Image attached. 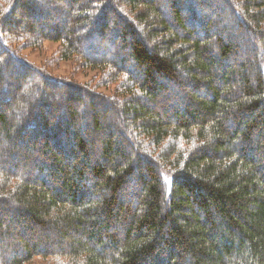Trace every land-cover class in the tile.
I'll return each mask as SVG.
<instances>
[{
  "label": "trees",
  "instance_id": "1",
  "mask_svg": "<svg viewBox=\"0 0 264 264\" xmlns=\"http://www.w3.org/2000/svg\"><path fill=\"white\" fill-rule=\"evenodd\" d=\"M54 1L0 0V264H264V0Z\"/></svg>",
  "mask_w": 264,
  "mask_h": 264
},
{
  "label": "rangeland",
  "instance_id": "2",
  "mask_svg": "<svg viewBox=\"0 0 264 264\" xmlns=\"http://www.w3.org/2000/svg\"><path fill=\"white\" fill-rule=\"evenodd\" d=\"M36 1L44 2V0H36ZM159 1L160 0H155V3L157 4V3H159ZM210 1L212 4H217L218 2H220V0H210ZM54 2H56L54 5H59L60 7H67L65 5L68 4V0H66V1L65 0L54 1ZM232 2L234 3L233 0H232ZM95 5L99 6L98 3H96ZM119 6H120L119 9L120 10L122 9L124 14L127 15L128 8L121 5L120 3H119ZM46 8L50 11L49 6ZM101 10L102 9L100 6L98 9V13ZM4 11L5 10L0 12V21H1V18L4 16L3 15ZM238 11L240 12L239 9H238ZM43 13H45V11ZM106 18L110 22L109 28L113 27L114 23H111L112 21H114L113 15L110 12H108V13H106ZM255 41L256 40L252 41V43L253 42L256 43ZM25 44H27V45H25ZM24 45L25 46L23 48L19 49V51H18L24 57V60L30 62L31 65L38 67L42 71H45L46 73L51 74L53 77H60L65 81H71L72 80L75 83H83V84H85L86 82L95 83L98 81V79L100 77V75H99L100 70L98 68L97 69L86 68L84 65H82L83 63L81 64L80 60H79V62L74 60V59L67 60V61L60 60V58L58 57V53H59V48H60L61 42H59V41L52 40V39H46V40L42 41L38 47H33V45H29L27 42L24 43ZM105 45H106V43H104L100 47L102 52L105 50V53L104 52L102 53L103 55H107L106 50H108V53L113 51V49H112L113 45L108 46V48H106ZM94 47H96V46H94ZM100 48L99 49L95 48L94 50H100ZM112 69H113V67H112ZM103 72H104V75L107 74V78L106 77H105L106 79L103 78V80L106 81L105 84L100 86L99 88L98 87L96 88L91 84L89 85V87H90V89H93V90L95 89L96 91L98 90V92L102 91L104 94H107V96H109V98H111V99L115 98V94H116L115 88L119 84L120 79H113L114 76H112V75H114V73H113L114 70L106 68ZM104 75L102 77H104ZM111 78H112V80H111ZM82 110H86L87 114H91V112L89 111L90 109L87 105H86V107L82 108ZM2 113L7 114L6 111H4ZM108 114H109L108 117L106 119L104 118V122H106V120H107V122L113 123L114 126L115 125L120 126L121 123L123 124V122L120 118V115L118 114V109H116L115 107H112V109L110 110V112ZM18 169H22L21 165H18ZM34 233H35V230H32V229L26 230V234H27V237L29 240H34V238L36 237V235ZM0 240L2 241V243H7L8 247H10L9 248L10 250L9 249L7 250L8 252H4V253L2 252L1 257L4 260L7 259L6 258L7 256H10V254H11L10 251L13 248H16V250L20 249L19 247L22 243V241L19 238H17V235H16V237L14 235L3 236V237L0 236ZM19 252L21 253L22 250H20ZM7 253L9 255H6Z\"/></svg>",
  "mask_w": 264,
  "mask_h": 264
}]
</instances>
